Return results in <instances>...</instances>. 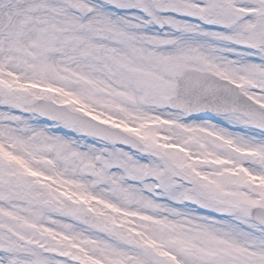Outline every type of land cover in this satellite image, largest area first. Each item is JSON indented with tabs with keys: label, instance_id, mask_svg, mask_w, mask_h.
<instances>
[{
	"label": "snow or ice",
	"instance_id": "obj_1",
	"mask_svg": "<svg viewBox=\"0 0 264 264\" xmlns=\"http://www.w3.org/2000/svg\"><path fill=\"white\" fill-rule=\"evenodd\" d=\"M0 264H264V0H0Z\"/></svg>",
	"mask_w": 264,
	"mask_h": 264
}]
</instances>
